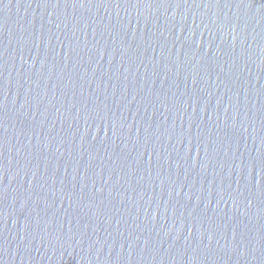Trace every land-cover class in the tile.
<instances>
[{
    "label": "water",
    "instance_id": "water-1",
    "mask_svg": "<svg viewBox=\"0 0 264 264\" xmlns=\"http://www.w3.org/2000/svg\"><path fill=\"white\" fill-rule=\"evenodd\" d=\"M0 264H264V0H0Z\"/></svg>",
    "mask_w": 264,
    "mask_h": 264
}]
</instances>
